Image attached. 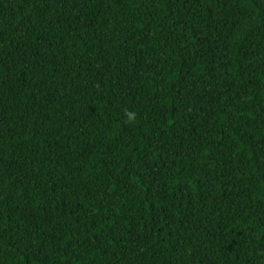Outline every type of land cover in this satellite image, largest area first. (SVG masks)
<instances>
[{
	"label": "trees",
	"instance_id": "1",
	"mask_svg": "<svg viewBox=\"0 0 264 264\" xmlns=\"http://www.w3.org/2000/svg\"><path fill=\"white\" fill-rule=\"evenodd\" d=\"M0 264H264V0H0Z\"/></svg>",
	"mask_w": 264,
	"mask_h": 264
},
{
	"label": "clouds",
	"instance_id": "2",
	"mask_svg": "<svg viewBox=\"0 0 264 264\" xmlns=\"http://www.w3.org/2000/svg\"><path fill=\"white\" fill-rule=\"evenodd\" d=\"M124 114L126 117V121H125L126 123L131 124V123L135 122L137 114L134 111L126 109Z\"/></svg>",
	"mask_w": 264,
	"mask_h": 264
}]
</instances>
